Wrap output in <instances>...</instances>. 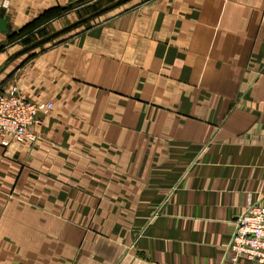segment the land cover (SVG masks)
Returning <instances> with one entry per match:
<instances>
[{"label": "crops", "instance_id": "obj_1", "mask_svg": "<svg viewBox=\"0 0 264 264\" xmlns=\"http://www.w3.org/2000/svg\"><path fill=\"white\" fill-rule=\"evenodd\" d=\"M95 19L7 65L32 44L11 53L27 18L4 19L0 90L55 107L0 143V264H256L227 247L264 200V0Z\"/></svg>", "mask_w": 264, "mask_h": 264}, {"label": "built area", "instance_id": "obj_2", "mask_svg": "<svg viewBox=\"0 0 264 264\" xmlns=\"http://www.w3.org/2000/svg\"><path fill=\"white\" fill-rule=\"evenodd\" d=\"M13 0H0V13L8 12ZM54 103L32 102L20 95L16 88L0 90V143L25 144L33 141L30 130L43 123L41 115L51 112ZM227 250L233 260L246 259L264 264V200L249 206L238 218Z\"/></svg>", "mask_w": 264, "mask_h": 264}, {"label": "rangeland", "instance_id": "obj_3", "mask_svg": "<svg viewBox=\"0 0 264 264\" xmlns=\"http://www.w3.org/2000/svg\"><path fill=\"white\" fill-rule=\"evenodd\" d=\"M117 1L119 0H100L94 8L84 9L77 13L73 12L71 6L61 5L59 0H13L9 11L0 13V18L7 19L20 16L23 13L27 20L21 28L17 29L18 31L7 39V48L13 47L11 53L15 52ZM91 22L92 25L93 22L99 21L94 19ZM90 24L81 27L80 30L87 28Z\"/></svg>", "mask_w": 264, "mask_h": 264}, {"label": "water", "instance_id": "obj_4", "mask_svg": "<svg viewBox=\"0 0 264 264\" xmlns=\"http://www.w3.org/2000/svg\"><path fill=\"white\" fill-rule=\"evenodd\" d=\"M130 1H132V0H119V1L115 2L114 4L107 6L106 8L94 13L93 15L89 16L88 18H85V19H82L76 23H73V24L67 26L66 28H63L62 30L55 32L54 34L47 36L46 38H44L42 40L35 42L31 46L24 48L23 50H21L17 54L10 57V59L8 60L6 65L9 64L10 62L16 60L17 58L22 57L23 55L30 53V52L36 50L37 48L54 41L55 39L61 37L62 35L72 31L73 29H76L79 26L86 24L87 22L91 21L92 19L98 18L101 15H103V14H105L111 10H114V9H116V8L130 2ZM0 30L3 32H6V30H7V25H6V22L4 19H0Z\"/></svg>", "mask_w": 264, "mask_h": 264}]
</instances>
